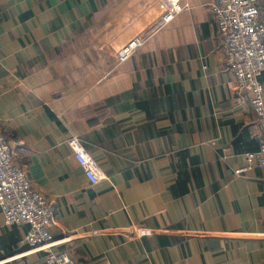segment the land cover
<instances>
[{
  "label": "crops",
  "instance_id": "crops-1",
  "mask_svg": "<svg viewBox=\"0 0 264 264\" xmlns=\"http://www.w3.org/2000/svg\"><path fill=\"white\" fill-rule=\"evenodd\" d=\"M154 1L0 0V131L75 264H264V168L235 173L264 119L224 66L211 0L166 24ZM70 134L108 182L89 184ZM27 231L0 211V264H42Z\"/></svg>",
  "mask_w": 264,
  "mask_h": 264
},
{
  "label": "built area",
  "instance_id": "built-area-1",
  "mask_svg": "<svg viewBox=\"0 0 264 264\" xmlns=\"http://www.w3.org/2000/svg\"><path fill=\"white\" fill-rule=\"evenodd\" d=\"M155 4L162 5L163 15L159 19L162 24L188 8L184 0H155L151 7ZM210 10L217 27L219 53L224 66L233 72L235 89L249 94L253 112L264 119L263 88L259 81L264 73V0H211ZM140 44L139 38L118 51L116 65L125 61ZM65 145L91 186L108 182L77 136L70 134ZM243 159L245 166L235 171L236 174L254 167L264 168V141L258 151L244 154ZM0 211L4 225L28 227L21 245L28 252H43L42 264H75L66 254L54 252L57 242L50 233L55 225L53 212L46 197L33 187L26 168L14 162L10 140L1 131Z\"/></svg>",
  "mask_w": 264,
  "mask_h": 264
}]
</instances>
